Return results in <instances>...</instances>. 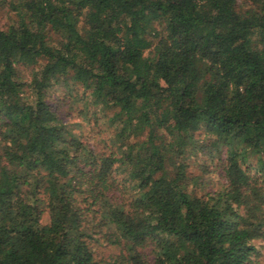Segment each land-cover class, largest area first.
<instances>
[{
	"label": "trees",
	"instance_id": "1",
	"mask_svg": "<svg viewBox=\"0 0 264 264\" xmlns=\"http://www.w3.org/2000/svg\"><path fill=\"white\" fill-rule=\"evenodd\" d=\"M1 11L0 264H264V0Z\"/></svg>",
	"mask_w": 264,
	"mask_h": 264
},
{
	"label": "rangeland",
	"instance_id": "2",
	"mask_svg": "<svg viewBox=\"0 0 264 264\" xmlns=\"http://www.w3.org/2000/svg\"><path fill=\"white\" fill-rule=\"evenodd\" d=\"M9 17H10L9 14L1 11L0 21L2 23L10 22ZM54 38L56 40V37ZM60 96H62V93L60 91H55L53 94V101H55V99H58ZM103 126L105 128L107 126V123H104ZM108 128H109L107 130L108 133L113 131L112 128L110 127ZM219 156L220 153L214 152L213 154H211L207 152L204 154H200L198 157H193L191 159V164L189 167L190 175L201 177V185L198 186L197 188L200 189L202 186H204L208 190H217L221 188L222 186L221 176H220L221 169L218 167V164L220 165ZM251 162L255 163L256 159L252 158Z\"/></svg>",
	"mask_w": 264,
	"mask_h": 264
}]
</instances>
